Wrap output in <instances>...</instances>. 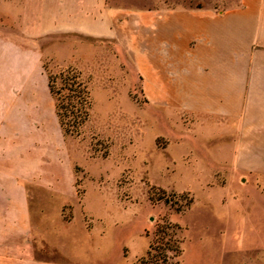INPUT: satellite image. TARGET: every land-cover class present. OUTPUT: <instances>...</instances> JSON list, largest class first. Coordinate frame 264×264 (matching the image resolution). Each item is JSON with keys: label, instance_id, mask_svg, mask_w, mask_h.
Returning a JSON list of instances; mask_svg holds the SVG:
<instances>
[{"label": "rangeland", "instance_id": "374dc122", "mask_svg": "<svg viewBox=\"0 0 264 264\" xmlns=\"http://www.w3.org/2000/svg\"><path fill=\"white\" fill-rule=\"evenodd\" d=\"M108 1L112 29L126 30L155 7L239 2ZM128 32L42 39L44 71L74 68L89 89V116L79 133L64 134L49 115L47 130L31 135L41 142H31L25 163L44 179L58 175L59 188L23 183L30 226L6 247L0 241V264H141L164 224L176 226L180 246L169 263L264 264V152L233 150L231 136L204 131L203 114L150 103Z\"/></svg>", "mask_w": 264, "mask_h": 264}, {"label": "crops", "instance_id": "0c3cea01", "mask_svg": "<svg viewBox=\"0 0 264 264\" xmlns=\"http://www.w3.org/2000/svg\"><path fill=\"white\" fill-rule=\"evenodd\" d=\"M62 2L6 0L0 8L2 246L9 245L16 228L30 226L23 183H51L56 189L60 182L54 173L42 178L24 161L31 142H41L31 135L39 125L40 132L47 130L49 115L59 126L42 66L47 34L107 38L116 33L120 38L129 31L134 66L150 103L203 114L204 131L231 136L233 150L264 152V0H239L225 9L155 7L136 15L131 31L112 29L108 0Z\"/></svg>", "mask_w": 264, "mask_h": 264}, {"label": "trees", "instance_id": "16d2710c", "mask_svg": "<svg viewBox=\"0 0 264 264\" xmlns=\"http://www.w3.org/2000/svg\"><path fill=\"white\" fill-rule=\"evenodd\" d=\"M57 78L61 81L59 86L55 84ZM48 86L55 100V112L63 133H79L81 125L89 116L91 104L87 84L74 68L67 67L56 74L48 73ZM175 229L174 224L159 227L158 230L162 233L158 240L149 243L147 255L140 259L141 264H177L169 263L168 254V250L174 254L180 251Z\"/></svg>", "mask_w": 264, "mask_h": 264}]
</instances>
